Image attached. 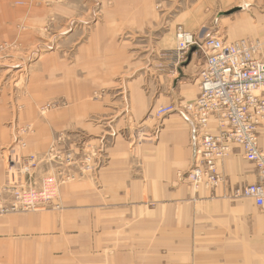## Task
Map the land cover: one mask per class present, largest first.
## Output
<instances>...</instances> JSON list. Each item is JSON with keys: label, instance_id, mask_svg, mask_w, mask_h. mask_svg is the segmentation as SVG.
<instances>
[{"label": "rangeland", "instance_id": "obj_1", "mask_svg": "<svg viewBox=\"0 0 264 264\" xmlns=\"http://www.w3.org/2000/svg\"><path fill=\"white\" fill-rule=\"evenodd\" d=\"M30 8L32 16H24L21 9ZM241 16L247 17L245 29ZM262 16L264 0H0V257L17 246L25 253L24 264L28 257L34 264H47L54 225L81 218V192L110 189L109 169L116 161L124 167L122 181L129 178V159L136 178L144 175L145 158L158 153L163 117L158 110L172 105V112L182 118L179 107L194 101L198 92L204 55L197 47L175 50L179 28L198 43L213 36L257 45L256 58L264 61ZM83 87L87 91L79 95ZM139 96L146 113L138 118ZM114 102L115 111L128 115L114 118L103 137V116L85 111H98L93 106L101 111ZM191 158L187 168L168 178L169 192L184 186L210 193L222 184L218 170L222 181L217 186L194 185L188 178ZM233 193L220 200L252 208L254 214L264 212ZM167 199L168 206L184 202L190 208L192 202L181 195ZM121 203L129 205L125 199ZM190 214L184 212L183 219ZM240 214L229 213L231 235L222 230L201 245L200 254L209 263L264 264L256 256L254 234L241 242ZM127 215L120 218H143ZM17 223L25 228L11 236ZM253 224L249 218L244 230ZM7 238L8 244H1ZM241 243L246 253L242 260Z\"/></svg>", "mask_w": 264, "mask_h": 264}, {"label": "crops", "instance_id": "obj_2", "mask_svg": "<svg viewBox=\"0 0 264 264\" xmlns=\"http://www.w3.org/2000/svg\"><path fill=\"white\" fill-rule=\"evenodd\" d=\"M25 3L27 1L23 2ZM21 11L24 16L26 14L32 16L33 8ZM263 17L261 19H264ZM246 19L245 16L240 18L244 29L247 26ZM86 91L85 87L81 88L79 95ZM63 95L66 100L67 92ZM137 104L135 116L143 117L146 113L143 111L146 104L140 96ZM115 105V102L111 105L106 103L101 111L97 106L90 108L98 110L96 112L88 114L89 111H85L86 115L103 116L101 119L103 123L100 126L103 137L109 134L110 129L107 125L113 124L114 118L128 115V111L127 113L115 111ZM81 114H84V111H81ZM160 124L161 129L155 147L158 153L154 151V155L145 158L144 175L136 178L135 166L130 164L129 159V166L126 169L129 178L126 182L122 181L120 175L123 174L124 167L116 164L120 163L116 161L109 169L111 172L109 174L113 177L110 189L101 187L93 191V188H86L81 192V200L85 201L81 218L62 219L54 225L55 230L48 239L47 264H201L202 260L205 262L202 264H219L220 262L209 263L206 260L207 256L200 254L201 245L210 242L213 239L211 236L214 237L222 230L225 236L231 235L232 222L228 216L233 210L241 213L239 220L241 242L243 243L245 236L248 238L249 234H254L256 256L264 262V212L254 214L252 208L221 201L225 197H231L235 190L258 182L254 165L247 164L240 152L234 150L219 163L218 170L223 182L217 189L210 193L204 190L194 192L180 186L176 192H169L166 183L168 178H172L176 171L187 168L190 161L191 151L188 152L190 128L188 132L189 125L172 111L163 115ZM259 146L264 152V134L259 137ZM175 195L190 199L192 201L189 203L190 208L183 204L184 202L179 206L177 204L168 206V196ZM123 199L128 201L129 205L121 203ZM125 204L128 205L127 208L124 207ZM184 212L186 215L191 213L192 217L183 219ZM121 213H128L127 216L131 213L142 214L143 218L121 219ZM104 215L112 218L99 219ZM249 218L254 224L250 229L246 226L244 230L243 224L247 223ZM22 224L24 223L13 225L10 235L17 236L16 231L24 230L25 226ZM27 224H30L28 219ZM3 228L1 225L0 230ZM206 234L208 236H205ZM8 240V238L2 240L1 244L9 242ZM13 240L18 239L11 238V243L17 245L18 243ZM242 243L241 260L246 254L242 251ZM24 256L25 253L18 251L16 246L15 251L6 252L5 256L3 252L1 253L0 260H6L1 264H24ZM27 259V264H34V258Z\"/></svg>", "mask_w": 264, "mask_h": 264}, {"label": "built area", "instance_id": "obj_3", "mask_svg": "<svg viewBox=\"0 0 264 264\" xmlns=\"http://www.w3.org/2000/svg\"><path fill=\"white\" fill-rule=\"evenodd\" d=\"M194 39L181 28L176 33L178 53L197 47L204 55L196 98L179 107L190 128L188 178L198 187L217 186L222 181L219 163L238 150L254 165L258 182L235 190L233 197L251 199L264 209V152L259 146L264 132V61L256 58L259 47L246 41L223 42L213 36L203 43ZM171 111L172 105L157 114Z\"/></svg>", "mask_w": 264, "mask_h": 264}, {"label": "bare ground", "instance_id": "obj_4", "mask_svg": "<svg viewBox=\"0 0 264 264\" xmlns=\"http://www.w3.org/2000/svg\"><path fill=\"white\" fill-rule=\"evenodd\" d=\"M6 67H9V65L8 66H6ZM13 67V66H12ZM10 68V67H9ZM189 140H190V135H189ZM189 146H190V141H189ZM191 154H192V151H191ZM251 200V199H250ZM254 203V202H253ZM255 205V204H254Z\"/></svg>", "mask_w": 264, "mask_h": 264}]
</instances>
